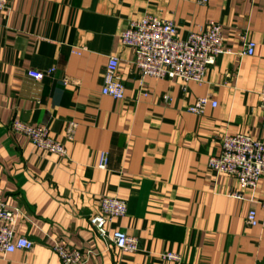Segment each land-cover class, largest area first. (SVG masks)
<instances>
[{
	"label": "crops",
	"instance_id": "obj_1",
	"mask_svg": "<svg viewBox=\"0 0 264 264\" xmlns=\"http://www.w3.org/2000/svg\"><path fill=\"white\" fill-rule=\"evenodd\" d=\"M199 1L10 0L0 12V199L25 212L15 233L34 242L29 252L0 254V264H61L56 239L89 250L84 264H264V177L248 190L208 168L224 134L264 143V0ZM145 15L173 20L181 39L209 22L222 26L227 52L203 84L141 78L120 35ZM240 36L255 43L253 55H241ZM111 56L119 59L122 101L101 94ZM200 97L216 107L189 113ZM14 120L46 126L68 156L10 131ZM68 121L78 125L71 141ZM101 153L106 169L98 168ZM103 196L126 202L109 231L135 237L137 252L111 247L91 227ZM250 209L255 227L245 225Z\"/></svg>",
	"mask_w": 264,
	"mask_h": 264
},
{
	"label": "built area",
	"instance_id": "obj_2",
	"mask_svg": "<svg viewBox=\"0 0 264 264\" xmlns=\"http://www.w3.org/2000/svg\"><path fill=\"white\" fill-rule=\"evenodd\" d=\"M10 0H0V12L9 8ZM205 4L208 0H200ZM223 28L220 24L209 22L204 27L190 31L185 39L178 36V27L173 20H163L152 15H145L137 21H129L120 35L121 44L134 51L133 66L140 73L141 78L194 82L201 85L205 82L206 72L215 65L218 57L226 53L223 40ZM242 56L254 53L255 43L244 36ZM79 55L81 49H72ZM119 59L109 57L103 77L101 94L116 101L124 99V83L118 70ZM55 69H47L43 74L52 75ZM38 77L41 73H32ZM142 81V80H141ZM64 79L63 83H69ZM142 85V82H141ZM146 95V93H142ZM217 103L209 97H200L188 106L187 111L194 115H202L210 106ZM258 107L264 121V81L259 93ZM75 121H68L65 136L68 141L73 139L77 128ZM10 131L25 135L37 148L43 149L59 157L66 158L68 151L65 145L55 141L46 126L34 125L20 120L10 123ZM220 152L208 159V168L212 172L234 177L245 189L254 190L258 181L264 177V143L249 136L224 134L220 139ZM107 153H101L98 163L99 169H106ZM238 194H234L236 196ZM264 209V202L262 203ZM127 213L126 202L117 197L103 196L96 212L90 216L89 223L96 234L111 247L126 253L138 251V240L129 236L125 231L117 229L109 231V225L115 218L123 217ZM28 218L19 207L9 206L0 199V254L15 251L29 252L34 242L25 236H17L16 227ZM258 224L257 214L250 209L245 218L247 227ZM53 252L58 256L61 264H84L91 255L89 250L78 249L66 244L62 239H56L52 245ZM163 259L179 262L181 256L175 253H163Z\"/></svg>",
	"mask_w": 264,
	"mask_h": 264
}]
</instances>
